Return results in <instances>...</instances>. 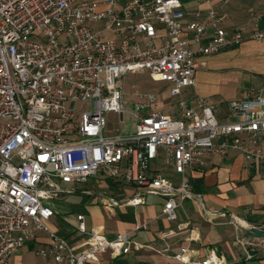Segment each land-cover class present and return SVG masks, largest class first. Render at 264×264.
Instances as JSON below:
<instances>
[{
	"label": "built area",
	"instance_id": "1",
	"mask_svg": "<svg viewBox=\"0 0 264 264\" xmlns=\"http://www.w3.org/2000/svg\"><path fill=\"white\" fill-rule=\"evenodd\" d=\"M195 1L198 8L190 11L182 0H0V264H10L39 232L51 243L36 255L59 263L100 264L107 251L120 256L145 248L128 234H91L75 253L48 223L54 215L49 201L62 184L86 183L99 173L123 179L166 197L163 217L175 222L185 199L205 208L187 182L176 187L162 173H151L161 151L181 176L187 168L203 171L208 155L232 151L243 156L246 169L264 163V85L229 102L225 121L210 99L186 97L209 58L264 40V0L262 11L231 31L212 0ZM100 22L99 29L89 25ZM144 72L170 84L174 106L154 110L157 95L136 91L135 133L107 136V114L124 118L123 78ZM142 202L137 197L130 203ZM77 218L87 235L84 215ZM231 221L235 243L251 258L245 235L255 227ZM174 259L225 264L215 254L193 260L185 248Z\"/></svg>",
	"mask_w": 264,
	"mask_h": 264
},
{
	"label": "crops",
	"instance_id": "2",
	"mask_svg": "<svg viewBox=\"0 0 264 264\" xmlns=\"http://www.w3.org/2000/svg\"><path fill=\"white\" fill-rule=\"evenodd\" d=\"M182 3L190 11L198 8L195 0H182ZM212 6L226 15L224 27L231 31L247 24L252 12L262 11L263 0H212ZM260 29L264 32V17ZM242 45L246 53L264 50V40L244 42ZM212 59H208V67L211 68L216 66V60ZM205 69L197 72L196 87L199 79L210 74ZM195 94L210 99L199 91L192 95L187 92L186 97ZM216 105L219 119L225 121L227 106ZM165 157V152L161 151L159 159L151 162V173H162L176 187L183 181L187 182L192 193L201 196L206 212L196 200L185 199L178 209V220L169 222L163 217L166 197L99 173L86 183L61 185L62 192L49 201L54 210L48 222L51 230L67 239L75 253L85 248L91 234L114 238L124 233L134 243L145 246L120 256L107 251L102 254L100 264H182L174 256L184 248L193 260L215 254L225 264H264V237L255 233L245 235L251 242L248 248L252 250V256L248 258L235 243L236 229L231 221L238 220L264 230V163L255 162L250 169H246L243 156L232 151L224 157L208 155L205 158L207 167L203 171L187 168L181 176L176 174L173 166L165 164ZM137 197L143 199L141 204L130 203ZM223 213L225 216L220 215ZM79 215H84L87 235L78 230ZM141 224H147L148 228L138 229ZM50 243L48 233H37L34 239L11 256L10 264H68L36 255L37 250L49 247ZM166 247L170 248L167 254L157 252Z\"/></svg>",
	"mask_w": 264,
	"mask_h": 264
},
{
	"label": "rangeland",
	"instance_id": "3",
	"mask_svg": "<svg viewBox=\"0 0 264 264\" xmlns=\"http://www.w3.org/2000/svg\"><path fill=\"white\" fill-rule=\"evenodd\" d=\"M89 25L95 29L103 26L101 22L89 23ZM156 26L159 35H161L162 29L158 24ZM242 44L213 57L212 60H216V66L212 68L209 66L205 69L210 74L207 78L199 79V85L195 89H187L189 94L192 95L199 91L220 107H226L231 101L247 99L251 87L264 83V50L246 53ZM123 82L125 93L124 118L121 120L120 115L115 113L107 114L108 128L105 132L107 136H129L135 133L136 119L133 113L136 101L134 93L136 91L157 95L158 103L154 106V110L165 109L170 111L174 106L175 100L169 92L170 84L155 82L149 72L128 73L123 78ZM153 166L157 165L154 164Z\"/></svg>",
	"mask_w": 264,
	"mask_h": 264
},
{
	"label": "water",
	"instance_id": "4",
	"mask_svg": "<svg viewBox=\"0 0 264 264\" xmlns=\"http://www.w3.org/2000/svg\"><path fill=\"white\" fill-rule=\"evenodd\" d=\"M253 230H254L255 234H258V235L264 237V230L259 229V228H254Z\"/></svg>",
	"mask_w": 264,
	"mask_h": 264
}]
</instances>
